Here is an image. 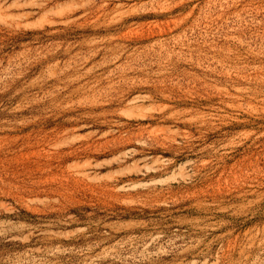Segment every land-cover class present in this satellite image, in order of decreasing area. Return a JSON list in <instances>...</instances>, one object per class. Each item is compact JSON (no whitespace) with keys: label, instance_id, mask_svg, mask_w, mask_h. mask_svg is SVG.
<instances>
[{"label":"rangeland","instance_id":"rangeland-1","mask_svg":"<svg viewBox=\"0 0 264 264\" xmlns=\"http://www.w3.org/2000/svg\"><path fill=\"white\" fill-rule=\"evenodd\" d=\"M0 264H264V0H0Z\"/></svg>","mask_w":264,"mask_h":264}]
</instances>
